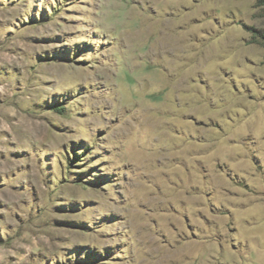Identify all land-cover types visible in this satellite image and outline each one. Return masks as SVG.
I'll return each mask as SVG.
<instances>
[{
	"label": "rangeland",
	"instance_id": "1",
	"mask_svg": "<svg viewBox=\"0 0 264 264\" xmlns=\"http://www.w3.org/2000/svg\"><path fill=\"white\" fill-rule=\"evenodd\" d=\"M0 264H264V0H0Z\"/></svg>",
	"mask_w": 264,
	"mask_h": 264
}]
</instances>
